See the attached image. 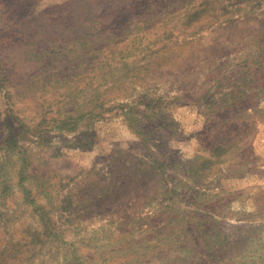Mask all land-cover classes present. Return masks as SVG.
Segmentation results:
<instances>
[{
  "label": "rangeland",
  "instance_id": "1",
  "mask_svg": "<svg viewBox=\"0 0 264 264\" xmlns=\"http://www.w3.org/2000/svg\"><path fill=\"white\" fill-rule=\"evenodd\" d=\"M175 1L0 0V264H264V0Z\"/></svg>",
  "mask_w": 264,
  "mask_h": 264
},
{
  "label": "trees",
  "instance_id": "2",
  "mask_svg": "<svg viewBox=\"0 0 264 264\" xmlns=\"http://www.w3.org/2000/svg\"><path fill=\"white\" fill-rule=\"evenodd\" d=\"M181 1L182 0H176L175 3L169 4V6L175 5L176 3L181 2ZM148 5H149V8H148L149 10H151L152 7H154V3L151 4L149 2ZM207 5H209V2H207V3H204V1L200 2L199 5L196 7L195 11L192 13L191 16H193V15L194 16H199V14H202L204 12V9H203L204 6H207ZM80 118H82L81 115L77 119H80ZM66 122H67L66 120H62L61 123H59V124L65 125ZM13 140H14V137L11 136L10 138H6L5 139V143L7 142L8 144H14L15 142Z\"/></svg>",
  "mask_w": 264,
  "mask_h": 264
}]
</instances>
